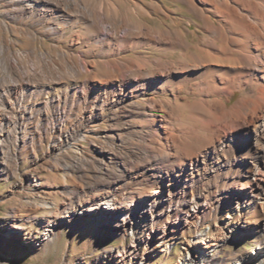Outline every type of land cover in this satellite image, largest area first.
I'll return each mask as SVG.
<instances>
[{"label": "bare ground", "instance_id": "6f19581e", "mask_svg": "<svg viewBox=\"0 0 264 264\" xmlns=\"http://www.w3.org/2000/svg\"><path fill=\"white\" fill-rule=\"evenodd\" d=\"M0 114V177L47 164L34 179L63 202L15 211L26 249L67 226L129 242L105 264L172 254L157 223L210 205L237 224L181 264H223L235 233L259 238L235 264H264V0H0Z\"/></svg>", "mask_w": 264, "mask_h": 264}, {"label": "rangeland", "instance_id": "374dc122", "mask_svg": "<svg viewBox=\"0 0 264 264\" xmlns=\"http://www.w3.org/2000/svg\"><path fill=\"white\" fill-rule=\"evenodd\" d=\"M50 44H52V42L48 41L47 45ZM35 46L40 47L39 44ZM70 48L74 51H79L78 47ZM48 50H50V48H48ZM239 96L240 95H237V98ZM46 166L47 164L41 162L32 165L28 161L23 163L21 167L25 176L0 177V264H105L104 259H102L105 250H110V247L127 248L130 245L129 242H123L116 237L113 238V240H109L105 237L101 240L98 248H86L84 240L86 235L89 234V231H69L66 226L63 231L57 230V233L52 239L49 238L37 246L33 245L26 249L22 244L23 236L10 233L12 231L10 223L14 221L13 217L15 211L18 209L35 211L36 208L33 204L40 200L51 203L56 201L55 203H57L58 206L63 204L61 200H55L54 196L51 194L44 195V189L42 190L40 183L36 182L38 178L34 179L36 176L39 178H46L50 174L49 172H51V169ZM29 176L32 177L33 181L30 180L31 178H29ZM210 194V200L213 201V199L218 196V191L213 190ZM45 214H48V212L43 210H37L35 213L36 216H43ZM233 215L234 213L232 210H224L223 212L220 211L214 214L209 205L205 211L204 217H202L201 223L192 220L191 223L185 225L184 223L182 224V222L180 223L178 219H175V223L173 224L172 219H170V223H168V218L164 217L156 225L154 241L155 244L161 243L159 238L164 232L171 237H174V233H176L177 238L175 240H170L172 254L160 251L153 254L150 248L146 244H143L142 248L139 250V255L133 257L132 262L130 261L129 254H127L125 261L114 263L134 264V262H136V264H140L142 258L145 256L148 259L144 260L143 264H181L184 262L183 259L185 258L184 255L181 256L184 248L189 241H191L193 245L196 244L198 236L202 232L207 234L206 237H208V239L212 238L218 230H220V233L225 232L226 234H230V230L234 229L237 224V219H235ZM33 228L37 229L38 226L33 225ZM18 232L23 234V231ZM258 240L259 238L253 235L242 237L235 233V236L223 251H215L213 253L219 255L224 260L223 264H235V257L240 259L243 256L258 253V250H256L259 247ZM109 241L111 245H107ZM197 246L199 248L204 247L201 243H198Z\"/></svg>", "mask_w": 264, "mask_h": 264}]
</instances>
